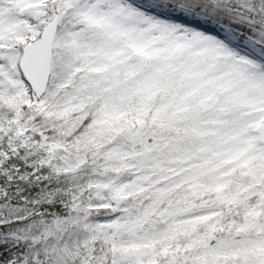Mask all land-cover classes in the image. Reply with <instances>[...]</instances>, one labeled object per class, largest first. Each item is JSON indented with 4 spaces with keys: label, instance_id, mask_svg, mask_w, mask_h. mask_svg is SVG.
Wrapping results in <instances>:
<instances>
[{
    "label": "snow or ice",
    "instance_id": "snow-or-ice-1",
    "mask_svg": "<svg viewBox=\"0 0 264 264\" xmlns=\"http://www.w3.org/2000/svg\"><path fill=\"white\" fill-rule=\"evenodd\" d=\"M0 264H264V0H0Z\"/></svg>",
    "mask_w": 264,
    "mask_h": 264
}]
</instances>
